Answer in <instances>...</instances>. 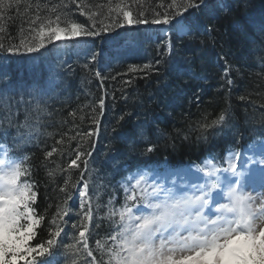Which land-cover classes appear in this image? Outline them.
<instances>
[{
	"label": "trees",
	"instance_id": "1",
	"mask_svg": "<svg viewBox=\"0 0 264 264\" xmlns=\"http://www.w3.org/2000/svg\"><path fill=\"white\" fill-rule=\"evenodd\" d=\"M57 2L20 0L6 11L0 10L3 12L0 27L4 28L0 36L4 37L5 46L18 43L21 34L28 35L30 18L38 3L44 15L47 9L43 5ZM87 2L106 4L108 0ZM226 2L231 10L217 12L215 19L204 10H189L191 19L201 24L212 23L216 29L211 36H198L194 41L164 33L157 26L125 24L124 28L86 38L87 43L78 38L81 42L74 48L71 44L56 42L59 50L51 44L38 53L28 54L21 50L17 54L20 58H13L20 60L16 61L20 64L19 70L12 62L0 58V71L7 73L0 80V87L5 83L10 85L9 94L0 101V140L8 145L18 141L17 152L29 157L22 167L31 166V180L38 193L34 207L45 217L42 227L37 229V239L46 237L49 228L54 230L51 221L55 219L57 225H65L64 231L71 241L75 231L72 224L80 220V198L73 187L80 178V169H64L68 167L69 158L75 159L76 150L91 152V156H82L81 161L88 160L84 180L89 183L90 195L95 191L93 207L100 205L102 226L94 228L97 222L94 213L90 231L103 237L110 230L104 205L114 196L119 207L123 202L122 178L138 167L192 164L210 155L222 157L229 150L244 149L264 140L260 135L264 131V39L253 24L264 18V0ZM140 10L149 17L153 11H160L157 0H137L132 4V18ZM79 20L88 24L86 16H79ZM126 35L148 38L128 44L123 42ZM169 40L174 45L172 55L162 59L158 53ZM93 52L97 58L95 62L91 59ZM0 55L13 57L15 54L0 52ZM222 56L233 66L230 76L234 85L230 91L222 79ZM158 60L161 61L157 65L158 72H149L146 78L142 72L128 73L130 65ZM85 63L89 68L83 67ZM95 71L116 79L105 80L104 87L100 88V81L93 75ZM189 72L195 76L190 77ZM133 76L130 84L124 83ZM105 91V110L98 117L97 125L92 117L100 112L96 102ZM240 95L245 99L240 100ZM224 109H229L226 124L207 130L202 127ZM73 112L75 117L70 115ZM133 129H143L147 137L146 140L136 137L134 148L124 139ZM88 131L95 134L87 138L83 134ZM61 137L63 144H57ZM148 144H155V151L143 154ZM52 147L60 151L45 159V152ZM81 161L77 163L82 168ZM69 175L71 179L66 190L61 191ZM68 195L71 199L65 203ZM58 208H66L68 215L62 219L56 217ZM90 246H94L91 239ZM61 253L56 259L69 264L65 255L71 253L66 246ZM77 264H82V260Z\"/></svg>",
	"mask_w": 264,
	"mask_h": 264
},
{
	"label": "snow or ice",
	"instance_id": "2",
	"mask_svg": "<svg viewBox=\"0 0 264 264\" xmlns=\"http://www.w3.org/2000/svg\"><path fill=\"white\" fill-rule=\"evenodd\" d=\"M19 2L0 0V10L6 11L13 3ZM135 3L137 0H116L115 3L108 0L106 4H89L87 0H58L55 4L43 5L47 9L44 15L38 3L35 14L30 18L28 35L21 34L18 43L7 47L3 42L4 37L0 36V52L19 54L22 50L32 54L41 52L50 44L59 50L56 42L71 44L74 48L81 39L87 43L86 38L124 28L125 24L164 26L161 29L164 33H174L179 39L187 37L194 41L198 36H211L216 29L212 23L201 24L199 20L191 19L190 9L204 10L212 19L216 18L217 12L231 10L226 0H157L160 11H153L149 17L140 10L132 18V4ZM2 14L0 11V16ZM79 16H86L88 24L81 22ZM253 24L255 31L264 39V18L259 22L253 21ZM3 32L4 28L0 27V33ZM141 38L148 37L126 35L123 42L132 44ZM173 48L169 40L158 55L162 59L165 55L170 57ZM91 59L94 62L97 59L94 52ZM220 59L224 60V86L230 91L234 85L230 76L233 66L225 57ZM159 63L160 60L130 65L128 73L142 72L146 78L149 72H158ZM83 67L87 69L89 65L85 63ZM93 75L100 81V88L104 87L105 80L116 79L115 76H104L100 71H95ZM188 75L195 76L191 72ZM6 76L7 73L0 71V80ZM134 78L124 83L130 84ZM9 88L7 83L0 87V101L9 94ZM106 96L107 91L96 102L100 112L92 120L97 125L98 117L105 110ZM239 99L244 100L245 96L240 95ZM228 111L222 110L216 119L203 123L202 127L207 130L226 124ZM70 115L75 117L76 113ZM94 134L88 131L83 135L91 138ZM76 135L80 136L81 133ZM260 135L264 136V131ZM136 137L147 139L143 129H133L124 139L134 148ZM63 142V137L56 141L57 144ZM18 143L14 140L12 145H8L0 141V264H62L56 257L62 254L61 249L65 246L67 252L71 253L65 255L69 264H77L81 260L82 264H264V150L259 160L250 157L240 165L237 161L242 160V156L229 150L226 156L210 155L200 165L186 166L184 174H202L198 177L202 183L191 185H181L172 179L181 175L175 166L138 167L135 172L122 178L120 188L123 202L119 207L114 196H110L104 205L110 230L103 237L90 231L94 213L97 214L94 228L102 226L99 222L100 205L93 207L95 191L90 195L89 183L84 180L88 160L81 161L82 156H91V152L76 150L75 159L69 158L68 167L64 169H80V178L73 185L80 198V220L72 224L75 231L69 241V234L64 231L65 225H57L55 219L51 221L54 230L49 228L46 237L37 239V229L42 227L45 217L34 207L38 196L36 184L31 180V166L22 167L29 157L17 152ZM155 148V144H148L143 154L152 153ZM59 151L52 147L45 152V159ZM77 161H81L82 168ZM224 163L227 166L221 167ZM48 174L51 175V172ZM70 179L71 175L64 179L61 191L66 190ZM162 180L170 181V186H166ZM68 199H71V195L65 197V203ZM67 215L66 208H58L56 217L62 219ZM90 239L94 246H90Z\"/></svg>",
	"mask_w": 264,
	"mask_h": 264
},
{
	"label": "rangeland",
	"instance_id": "3",
	"mask_svg": "<svg viewBox=\"0 0 264 264\" xmlns=\"http://www.w3.org/2000/svg\"><path fill=\"white\" fill-rule=\"evenodd\" d=\"M14 67L15 68H18L19 67V65H16V64H14ZM262 150H264V147H263V149ZM261 150V151H262ZM261 151H260V153H261ZM254 156V154L253 153H251V152H249V154L247 155V156H244V157H242L243 158V160H239V161H241V162H239V161H237V163H238V165H240L239 163H242V164H244L243 163V161L244 160H248L250 157H253ZM201 176H202V174H201ZM223 179V178H222ZM21 264H22V262H21Z\"/></svg>",
	"mask_w": 264,
	"mask_h": 264
},
{
	"label": "bare ground",
	"instance_id": "4",
	"mask_svg": "<svg viewBox=\"0 0 264 264\" xmlns=\"http://www.w3.org/2000/svg\"><path fill=\"white\" fill-rule=\"evenodd\" d=\"M22 98V95H20V99Z\"/></svg>",
	"mask_w": 264,
	"mask_h": 264
}]
</instances>
